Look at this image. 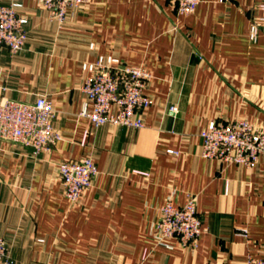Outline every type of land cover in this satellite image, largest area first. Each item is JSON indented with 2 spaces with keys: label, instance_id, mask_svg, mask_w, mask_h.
Returning a JSON list of instances; mask_svg holds the SVG:
<instances>
[{
  "label": "crops",
  "instance_id": "obj_1",
  "mask_svg": "<svg viewBox=\"0 0 264 264\" xmlns=\"http://www.w3.org/2000/svg\"><path fill=\"white\" fill-rule=\"evenodd\" d=\"M25 49L0 50V93L19 101L48 95L61 135L39 157L0 140V236L16 264H243L264 258V158L252 168L201 155L212 120L264 125L261 0H201L188 15L173 0H88L62 26L39 0ZM116 55L151 73L146 125L93 127L81 115L86 63ZM177 107V112L172 111ZM178 151V154L170 153ZM91 155L99 172L78 203L64 194L59 163ZM174 193L198 197V246L156 244L161 207ZM247 229L248 235L240 234ZM145 251L148 256L144 259Z\"/></svg>",
  "mask_w": 264,
  "mask_h": 264
},
{
  "label": "built area",
  "instance_id": "obj_2",
  "mask_svg": "<svg viewBox=\"0 0 264 264\" xmlns=\"http://www.w3.org/2000/svg\"><path fill=\"white\" fill-rule=\"evenodd\" d=\"M88 0H39L47 8L51 19L62 26L70 9L82 7ZM226 1V0H222ZM180 15L192 14L201 0H173ZM17 2L0 4V50L6 48L18 54L26 47L29 18L19 12ZM261 14L250 27V37L256 40L259 25L264 23V0L259 5ZM89 72L81 90L86 102L81 115L86 116L93 127L111 124L128 128L146 125L143 112L153 103L145 89L152 73L143 65L129 64L116 55H99L94 62L86 63ZM177 112V107L172 106ZM56 108L52 99L41 94L33 101L6 98L0 93V140L6 139L32 148L33 155L51 151L61 139L54 121ZM201 155L220 162L236 163L252 168L264 158V125H256L246 118L212 120L201 132ZM178 154V151L170 150ZM64 194L78 203L99 172L91 155L69 159L59 163ZM198 197L189 194L183 205L176 203L174 193L161 207L156 225V244H166L178 238L184 247L198 246L202 232V218L197 209ZM247 236V229L240 231ZM145 251L144 259L148 256ZM0 264H16L11 258L7 243L0 236ZM243 264H264L263 257L249 256Z\"/></svg>",
  "mask_w": 264,
  "mask_h": 264
}]
</instances>
